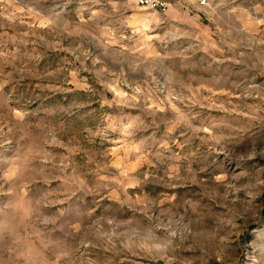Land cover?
Returning a JSON list of instances; mask_svg holds the SVG:
<instances>
[{"label": "rangeland", "instance_id": "rangeland-1", "mask_svg": "<svg viewBox=\"0 0 264 264\" xmlns=\"http://www.w3.org/2000/svg\"><path fill=\"white\" fill-rule=\"evenodd\" d=\"M0 264H264V0H0Z\"/></svg>", "mask_w": 264, "mask_h": 264}, {"label": "built area", "instance_id": "built-area-1", "mask_svg": "<svg viewBox=\"0 0 264 264\" xmlns=\"http://www.w3.org/2000/svg\"><path fill=\"white\" fill-rule=\"evenodd\" d=\"M176 0H135L138 6L155 11H166L173 7ZM187 3L204 7L207 0H185Z\"/></svg>", "mask_w": 264, "mask_h": 264}]
</instances>
